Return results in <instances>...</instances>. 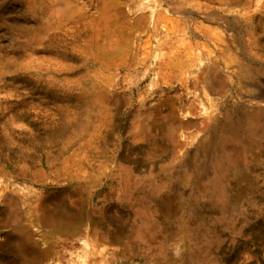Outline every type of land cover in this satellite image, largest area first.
<instances>
[{"label": "rangeland", "instance_id": "rangeland-1", "mask_svg": "<svg viewBox=\"0 0 264 264\" xmlns=\"http://www.w3.org/2000/svg\"><path fill=\"white\" fill-rule=\"evenodd\" d=\"M0 264H264V0H0Z\"/></svg>", "mask_w": 264, "mask_h": 264}, {"label": "bare ground", "instance_id": "bare-ground-1", "mask_svg": "<svg viewBox=\"0 0 264 264\" xmlns=\"http://www.w3.org/2000/svg\"><path fill=\"white\" fill-rule=\"evenodd\" d=\"M39 1V0H37ZM44 1V0H43ZM29 2V1H28ZM27 3V2H26ZM48 3V2H47ZM46 3V5H47ZM36 4V3H35ZM42 8V7H41ZM40 9V8H39ZM49 12V11H48ZM32 13V12H30ZM37 13V12H35ZM45 13V12H44ZM38 14V13H37ZM49 14V13H48ZM39 18V17H38ZM41 19V18H40ZM48 19V18H46ZM40 22V21H39ZM47 22V21H46ZM48 24V23H47ZM42 25V24H41ZM43 26V25H42ZM41 26V27H42ZM50 26V25H49ZM26 27V26H25ZM45 27V25H44ZM47 29V27H45ZM26 29V28H25ZM29 29V27H28ZM32 29V28H30ZM37 29V28H35ZM24 30V29H23ZM34 30V29H33ZM39 30V29H38ZM37 30V31H38ZM20 31V30H18ZM43 31V30H42ZM22 33V32H21ZM25 34V33H24ZM43 35V33H42ZM24 36V35H23ZM44 36V35H43ZM26 37V36H25ZM36 37V36H35ZM33 38V37H32ZM34 39V38H33ZM52 40V39H51ZM38 42V41H37ZM41 42V41H40ZM47 42V41H45ZM41 44V43H40ZM53 44V43H52ZM42 45V44H41ZM48 45V44H47ZM43 47V46H42ZM50 48V46L48 47ZM160 105V104H159ZM156 107V106H155ZM152 113V112H151ZM162 113V112H161ZM151 119V118H150ZM163 119V118H162ZM166 120V119H165ZM164 120V121H165ZM157 121V120H156ZM168 122V121H167ZM166 122V123H167ZM151 123H149V121H144L142 123V132L145 136H156V129L154 126L150 125ZM164 125V124H163ZM175 125V124H173ZM167 126V125H166ZM233 126V125H232ZM166 136L168 137L169 140L173 141L175 139L174 137V126H172V124L169 126L168 129H166ZM248 130V129H247ZM160 132V131H159ZM164 134V133H163ZM239 134V133H237ZM162 135V134H161ZM239 136V135H238ZM242 136V135H241ZM240 136V137H241ZM164 137V136H163ZM229 137V136H228ZM227 138V137H226ZM225 138V139H226ZM242 139V138H241ZM233 140H235V134H231L230 137H229V140L226 142L224 141L223 144L224 146H226L227 144L231 143V142H234ZM239 142V141H238ZM172 143V142H171ZM223 146V145H222ZM222 148V147H221ZM230 148V147H229ZM242 151V150H241ZM240 152V151H239ZM228 153H229V150H226L225 151V154L224 155H227V158L229 159L230 157L228 156ZM232 153V152H231ZM236 155V154H235ZM233 156V154H232ZM231 159H234V158H231ZM215 161L217 162L218 160L215 159ZM230 161V160H229ZM233 164V163H232ZM200 166V165H199ZM230 166V165H229ZM217 167V166H216ZM227 168V167H226ZM226 175V173L223 171V172H220L218 169L215 171V173L213 174V176L210 178V180L208 179L204 184H202L200 186V192L206 197V199L209 201V202H213V203H216L218 204L220 207H221V211L223 213L224 216H227V210L225 209H228V210H231V211H235L236 213H238V209L239 207L235 204H233V202L231 201V199L229 198H222L221 195H220V198L216 197L215 195V192L217 190H221V188H223V182H222V177ZM225 188V186H224ZM223 191V190H222ZM224 192H227V191H224ZM225 196V194H223ZM231 198V197H230ZM231 213V212H230ZM15 216V215H14ZM13 217V216H12ZM11 217V218H12ZM19 218V217H18ZM10 219V218H9ZM13 221V220H11ZM202 225V223H201ZM133 234L134 233H137L139 236L147 239V240H150V236H149V232L147 231L146 228L144 227H135L133 229ZM14 238L18 241L19 243V246L21 247V249L24 251L26 250L28 254L31 255V257H37L41 254V252L39 251V249L37 248L36 244L30 240V235H29V231L25 228V227H18L15 231V235H14ZM153 239V238H152ZM152 241V240H151ZM99 249V248H98ZM94 250V249H93ZM96 250V249H95Z\"/></svg>", "mask_w": 264, "mask_h": 264}]
</instances>
